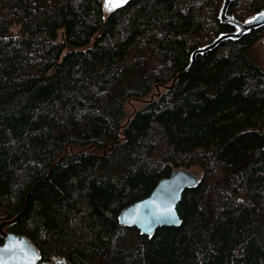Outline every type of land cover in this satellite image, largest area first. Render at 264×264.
<instances>
[{
  "label": "trees",
  "instance_id": "16d2710c",
  "mask_svg": "<svg viewBox=\"0 0 264 264\" xmlns=\"http://www.w3.org/2000/svg\"><path fill=\"white\" fill-rule=\"evenodd\" d=\"M222 4L0 0V225L18 218L4 232L49 264H264V69L250 55L264 27L191 64L234 32ZM180 169L202 173L180 226L120 225Z\"/></svg>",
  "mask_w": 264,
  "mask_h": 264
},
{
  "label": "water",
  "instance_id": "95a60500",
  "mask_svg": "<svg viewBox=\"0 0 264 264\" xmlns=\"http://www.w3.org/2000/svg\"><path fill=\"white\" fill-rule=\"evenodd\" d=\"M131 1L133 0H124L119 7ZM230 4L231 0H223L219 19L222 24L233 26L234 32L223 33L212 43L197 49L192 54L191 64L194 63L196 54L211 51L227 40L238 41L252 30L264 27V18H260L264 12L241 22L228 14ZM107 5L109 0H105V6ZM199 183L200 179L194 172L184 169L174 171L169 177L161 180L149 196L125 208L119 215L120 225L136 228L141 235L149 237L160 227L180 226L182 219L177 206L185 190L196 187ZM17 220L18 218L0 225V236L3 238V243L0 244V264H49L41 260L38 250L25 236L4 232L5 225ZM55 263L62 264L63 261L56 259Z\"/></svg>",
  "mask_w": 264,
  "mask_h": 264
},
{
  "label": "rangeland",
  "instance_id": "374dc122",
  "mask_svg": "<svg viewBox=\"0 0 264 264\" xmlns=\"http://www.w3.org/2000/svg\"><path fill=\"white\" fill-rule=\"evenodd\" d=\"M223 5V4H222ZM103 6L106 12L112 11L117 8L109 7V5L105 6V0H103ZM121 8V7H118ZM222 8V7H221ZM18 30V27H14V32ZM251 57L253 60L264 69V39L258 41L254 47L252 48L250 52ZM137 106L140 105V103H135ZM128 110L132 111V106L128 105ZM196 174L198 175L199 179L202 177L201 171H195Z\"/></svg>",
  "mask_w": 264,
  "mask_h": 264
},
{
  "label": "snow or ice",
  "instance_id": "6c2138e0",
  "mask_svg": "<svg viewBox=\"0 0 264 264\" xmlns=\"http://www.w3.org/2000/svg\"><path fill=\"white\" fill-rule=\"evenodd\" d=\"M122 2L124 0H109V7H119ZM260 18H264V13L261 14ZM249 23H252V21H249Z\"/></svg>",
  "mask_w": 264,
  "mask_h": 264
},
{
  "label": "bare ground",
  "instance_id": "6f19581e",
  "mask_svg": "<svg viewBox=\"0 0 264 264\" xmlns=\"http://www.w3.org/2000/svg\"><path fill=\"white\" fill-rule=\"evenodd\" d=\"M199 185V184H198ZM264 216V215H263ZM264 219V218H263ZM264 222V221H263ZM263 224V223H262Z\"/></svg>",
  "mask_w": 264,
  "mask_h": 264
}]
</instances>
